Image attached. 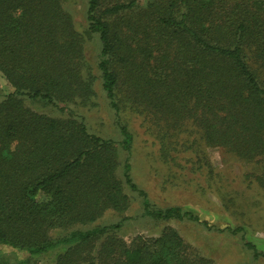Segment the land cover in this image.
<instances>
[{
	"label": "trees",
	"instance_id": "1",
	"mask_svg": "<svg viewBox=\"0 0 264 264\" xmlns=\"http://www.w3.org/2000/svg\"><path fill=\"white\" fill-rule=\"evenodd\" d=\"M85 1L81 32L63 0H0V73L13 88L0 95V243L30 257L66 245L54 264H210L172 229L127 241L115 232L122 222L75 226L107 209L126 211L132 193L143 216L219 230L179 206L152 204L131 174L133 134L120 111L130 106L166 132L194 126L208 146L240 158L264 156V0H148L130 15L137 0ZM94 34L123 162L114 140L90 132L82 118L36 113L23 103L87 99L82 35ZM164 150L175 160V149ZM54 228L72 229L51 241ZM244 246L264 259L251 242Z\"/></svg>",
	"mask_w": 264,
	"mask_h": 264
},
{
	"label": "rangeland",
	"instance_id": "2",
	"mask_svg": "<svg viewBox=\"0 0 264 264\" xmlns=\"http://www.w3.org/2000/svg\"><path fill=\"white\" fill-rule=\"evenodd\" d=\"M147 2L137 0L127 15L144 9ZM63 4L71 13L76 29L82 32L86 25V1L63 0ZM82 38L81 69L84 78L90 82L87 99L74 96L66 104L58 102L57 106H52L40 99L22 97L23 103L36 113L56 118H82L90 132L114 140L119 161L123 162L126 154L118 144L121 136L115 113L102 90L97 68L99 40L95 34L82 35ZM12 90L0 73L2 98ZM129 107L121 108L120 117L133 134L131 174L135 182L146 191L155 207L179 206L219 230L207 229L187 219L160 220L143 216L140 198L132 193L126 211L107 209L94 222L75 228L122 222L115 232L127 241L139 235L156 238L163 231L172 229L181 236L192 255L210 264H264L263 258L253 257L244 246L245 241H249L258 251H264V156L248 160L222 147L208 146L191 125H186L183 133L166 132L162 122L153 121ZM184 141L190 146L186 150L180 146ZM166 146L175 149L170 150L175 160L169 155L166 156L168 159L164 158ZM118 173L122 178L121 171ZM226 227L241 230L231 233ZM71 229L54 228L48 232V237L51 241L61 240ZM66 247L59 244L30 257L25 249L0 243V261L2 264H54Z\"/></svg>",
	"mask_w": 264,
	"mask_h": 264
}]
</instances>
